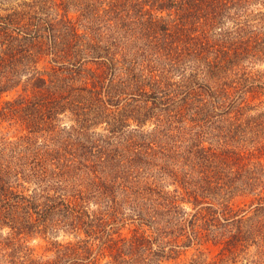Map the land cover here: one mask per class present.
I'll return each instance as SVG.
<instances>
[{
	"label": "trees",
	"instance_id": "1",
	"mask_svg": "<svg viewBox=\"0 0 264 264\" xmlns=\"http://www.w3.org/2000/svg\"><path fill=\"white\" fill-rule=\"evenodd\" d=\"M92 6L0 0L4 264H167L193 244L215 247L224 264L256 246L252 264H264V111L250 115L264 107V0H115L111 40L100 41ZM145 9L160 66L136 44L132 56L110 50L129 31L126 11ZM154 11L180 16L178 26ZM184 43L201 55L184 62L172 49ZM97 111L108 117L101 142L89 134ZM61 231L72 240L53 242ZM27 238L50 246L40 254Z\"/></svg>",
	"mask_w": 264,
	"mask_h": 264
},
{
	"label": "rangeland",
	"instance_id": "2",
	"mask_svg": "<svg viewBox=\"0 0 264 264\" xmlns=\"http://www.w3.org/2000/svg\"><path fill=\"white\" fill-rule=\"evenodd\" d=\"M114 1L115 0H91V2L93 3V6L90 7L89 9H88V7H86L88 9L86 11L87 14H90L94 11L92 13V15L89 16L90 20L92 22L94 21V23L92 25L90 24L88 28L91 29L90 30L91 35L94 36L99 41H100V39H99L98 35H102V37L104 36L106 39L111 40V38H109V37L112 36L113 31L111 33L108 32V28L110 27V24H108V23H109V20L112 18L111 17L113 14L112 7L114 4ZM72 7H73V9L76 10V8L74 6H72ZM110 8H111V10H109ZM75 10H73V11L75 12ZM146 10H148V9H145L144 11H141V12H138V11L136 12V11L130 10L128 13V11H126L125 14H127V15H125V16L129 19L128 20L129 22L127 21L126 26H127V29H129V31L127 30V31H125V33L122 34V35H124L123 39H120V37H119L120 35L116 36L117 44L120 47L114 48V49L112 48L110 50L116 56L125 57L126 55H130V54H131L130 56H132L134 54L133 45L136 44V47L141 48L142 52H143V54L139 57V59L141 61H143V60L153 61L156 66H158V65L160 66V61L162 63V59H163V56L165 53L163 52V50H160V49H158L157 51H153V52L149 51L150 48L153 47L149 43L155 40V38H154L155 34H154V32L150 31L149 19L152 17L149 15V13ZM108 12H110V13H108ZM77 14H80V12ZM153 14L156 16L153 18H158L160 20H161V18H163L164 21H159V23L165 22L166 24H168V22H169L170 24H173L174 26H178V24H179V23L175 24V20H178L180 18V16L175 15L173 12L158 13V11L157 12L154 11ZM181 17H183V16H181ZM137 19L140 21V23L135 25L134 20H137ZM130 24L132 26H130ZM84 25L85 26L88 25L85 20H84ZM180 25H181V23H180ZM162 27H165V26H162ZM259 30L263 31L262 33L264 36V23H262L260 25ZM157 32L159 34V35H157V37L159 38L160 34H162V33H160L161 32L160 26L158 27ZM111 43H113V41ZM101 46L106 47L102 43H101ZM137 48H134V49L137 50ZM172 49H173L175 55H181L182 52H184V54H185V61L184 62L189 61L193 57L201 55L200 53H196L194 55L192 53L188 54V52H186V51H188V49H190V46H188L186 43H184L183 45L182 44H179V45L173 44ZM106 56H108V55H106ZM202 57H203L204 61H207L208 59H214L216 57V55L205 53V54H202ZM200 58L201 57H197L196 59H200ZM188 65H189V68H191V69H193L194 67H199V64L197 61L189 62ZM184 67H185V65H181V66H179V68L177 66L172 71L176 72V73L180 72V73L184 74L185 73ZM263 68H264V66L262 67V69ZM170 75H173V73ZM218 76H219V74L216 76V78H218ZM221 78L225 79V74L221 75ZM214 83H218L217 80H215V79L212 80V85H214ZM76 85L79 87H83L81 82H77ZM219 86H220V84H219ZM122 89H123V87H122ZM12 96H13V94L6 95L4 97L5 101L12 99ZM256 104H258V103H256ZM256 109L257 110L251 111L250 115L253 116V115H256L257 113H261V111H264V107H262V106H260ZM132 110L133 109H129V107H126L124 110V112H125L124 114L127 117L135 115L134 112H131ZM97 112L91 113V115L93 117L92 118L93 122H91L90 123L91 126H89L90 127L89 134H90V136H92L90 140L94 141V142H98V140L100 139V135L104 136V138L110 136L108 130L105 129L107 127L106 122H108V117L103 119L102 111H99L98 115H96ZM68 117H69L68 115H67V117H62V122L60 123L61 129H66L67 127L72 126V123L68 120ZM219 120H220V118H215V121H219ZM219 127H220V124H217L215 127L216 132L218 131ZM128 129H130V128H128ZM152 129H153V126H149L147 128L148 131H152ZM68 130H70V129H68ZM18 131H19L18 127H16V128L12 127V128H8L7 130H5V134H7L10 138H12L15 141L14 137ZM182 132L184 133V131H182ZM180 133L181 132L176 131L174 133V135L176 137H179ZM62 137H65V134H62ZM99 141L101 142V139ZM179 141H180V139H179ZM179 141L177 143H179ZM215 143H217V140L215 141ZM173 161L177 162L176 160H173ZM180 161H181V158H180ZM177 163H179V162H177ZM181 163L182 162H180L179 165ZM164 164L165 163L162 164V162L159 161L160 166L156 168V171H160V167ZM187 164L190 165L192 168V165L190 164V162ZM187 169H189V168H187ZM170 182H172V181H170ZM173 187L174 186H172V188H170V190L174 189ZM133 198L139 199L140 197H133ZM126 210H128V209H125V211ZM188 210H189V212H192V206L189 207ZM9 231L10 230H7V228L5 229V228L0 227V264H4V255H5V252L8 251V248L5 245V240L7 239L6 237L9 236V234L11 233ZM122 233L124 235L130 236V235H132V229H130V227H127V229L122 230ZM53 236H54V237H52L53 242L56 239L59 242H64L66 239L72 240V238L64 237L65 235L62 233V231L58 235H53ZM174 236H176V234L169 236V238H171V237L173 238ZM10 240H12V239H10ZM26 240L28 241V242L25 241L26 245L27 246L29 245L30 247L34 248L40 254H45V252L48 250V247L50 246L46 242L41 243L38 239L31 241L29 238H27ZM197 245L198 244H193V246H192L193 248H191L189 250L181 251V256L179 257L178 260H175V261L172 260L167 264H214L215 262H218V264H224V262L221 259H219L220 254L215 247H213L211 245H205V246H201V245L197 246ZM257 255H258V248L256 246H252L246 252L240 253L235 261L232 260V263L228 262L227 264H252L253 261L257 260V257H258Z\"/></svg>",
	"mask_w": 264,
	"mask_h": 264
}]
</instances>
